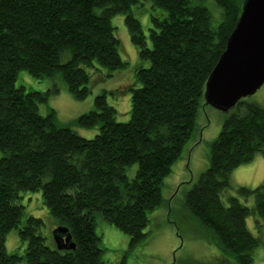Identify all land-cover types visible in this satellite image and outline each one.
Listing matches in <instances>:
<instances>
[{
	"label": "trees",
	"instance_id": "trees-1",
	"mask_svg": "<svg viewBox=\"0 0 264 264\" xmlns=\"http://www.w3.org/2000/svg\"><path fill=\"white\" fill-rule=\"evenodd\" d=\"M146 1L152 6L150 44L132 10L139 0H0V264H107L99 221L125 232L131 244L148 236L150 212L164 201L165 178L201 132L205 85L244 0H214L223 17L217 27L195 0ZM117 14H124L139 58L130 119L118 121L116 108L100 94L95 108L78 118L82 127L99 128L86 139L59 126L54 112L41 115L38 104L48 93L17 80L23 71L38 79L60 74L67 90L85 99L96 68L111 77L126 66L112 23ZM258 153L264 155V107L242 99L211 145L210 167L184 200L239 264H252L251 252L261 243L247 218L264 221V186L238 188L240 197L254 199L252 207L237 196L227 203L223 198L233 170ZM37 191L75 249L59 250L55 240L49 245L41 233L44 220L25 217L21 195ZM13 230L26 242L24 255L7 251Z\"/></svg>",
	"mask_w": 264,
	"mask_h": 264
},
{
	"label": "rangeland",
	"instance_id": "rangeland-1",
	"mask_svg": "<svg viewBox=\"0 0 264 264\" xmlns=\"http://www.w3.org/2000/svg\"><path fill=\"white\" fill-rule=\"evenodd\" d=\"M195 4L208 8L212 14L213 27H217L222 21V10L214 0H195ZM151 9L150 2L146 0H139L132 8L134 15L142 23L149 44ZM112 23L121 43L120 53L126 66L111 77H106L104 72L96 68L91 92L85 99L75 98L67 90L60 74L51 79H38L23 71L19 73L17 80V85L33 88L42 94L48 93L47 100L38 104L41 115L46 116L54 112L59 126L69 127L86 139L94 138L99 128L82 127L78 124V118L95 108V98L100 94L104 93L107 102L116 108L118 121L126 122L130 119L132 95L130 88L134 83L137 84L135 72L139 63L138 51L133 44L124 14L115 15ZM55 88H58L56 92L53 91ZM244 100L256 102L264 107V86ZM233 111L234 108L229 112H222L209 105L204 107L201 132L198 131L195 142L191 141L183 157L172 166L170 174L165 178L162 187L164 201L150 212L151 220L145 230L149 234L142 242L131 244L130 237L125 232L110 223L99 221L102 258L107 264H239L235 254L222 249L214 234L189 214L184 203L186 193L210 167L211 145L219 136L225 118ZM3 156V152L0 151V159ZM137 168L138 165L134 164L128 169L129 177H134ZM230 179L232 188L225 192L224 201L227 203L230 196H237L242 203L252 207L254 199L240 197L237 190L242 186L249 188L264 186V155L258 153L250 162L237 167L231 173ZM21 196L20 202L25 206V217L42 218L44 226L41 233L47 243L54 246L53 231L57 227L56 220L44 205L42 193L37 191ZM247 227L261 240L251 252L252 264H264V221L250 215L247 218ZM5 245L8 252L24 255L26 242L20 239L16 230L7 234ZM19 264H25V261Z\"/></svg>",
	"mask_w": 264,
	"mask_h": 264
},
{
	"label": "water",
	"instance_id": "water-1",
	"mask_svg": "<svg viewBox=\"0 0 264 264\" xmlns=\"http://www.w3.org/2000/svg\"><path fill=\"white\" fill-rule=\"evenodd\" d=\"M264 86V0H244L226 49L205 85V104L229 112ZM59 250L75 249L66 227L53 231Z\"/></svg>",
	"mask_w": 264,
	"mask_h": 264
},
{
	"label": "bare ground",
	"instance_id": "bare-ground-1",
	"mask_svg": "<svg viewBox=\"0 0 264 264\" xmlns=\"http://www.w3.org/2000/svg\"><path fill=\"white\" fill-rule=\"evenodd\" d=\"M54 237V236H53ZM55 240V239H54ZM57 245V244H56Z\"/></svg>",
	"mask_w": 264,
	"mask_h": 264
}]
</instances>
